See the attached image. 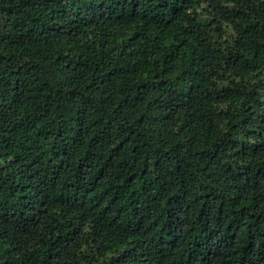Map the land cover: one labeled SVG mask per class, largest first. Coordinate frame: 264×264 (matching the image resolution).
I'll return each mask as SVG.
<instances>
[{"label": "trees", "instance_id": "trees-1", "mask_svg": "<svg viewBox=\"0 0 264 264\" xmlns=\"http://www.w3.org/2000/svg\"><path fill=\"white\" fill-rule=\"evenodd\" d=\"M0 264H264V0H0Z\"/></svg>", "mask_w": 264, "mask_h": 264}]
</instances>
